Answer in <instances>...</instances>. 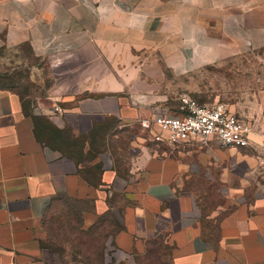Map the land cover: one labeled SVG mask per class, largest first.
I'll return each mask as SVG.
<instances>
[{"label": "crops", "instance_id": "crops-1", "mask_svg": "<svg viewBox=\"0 0 264 264\" xmlns=\"http://www.w3.org/2000/svg\"><path fill=\"white\" fill-rule=\"evenodd\" d=\"M0 45L27 48L33 60L20 69L44 89L26 114L21 96L0 86V264H55L43 220L58 193L88 206L85 229L105 212L122 224L105 247L123 252V264H136L133 252L151 236L171 247L173 264H264V193L249 202L244 187L230 185L240 163L239 186L253 173L264 179V88L249 94L247 62L264 49V0H0ZM211 67L241 73L229 87L243 91L224 104L249 126L256 152L214 148L224 163L222 214L202 215L183 188L193 174L187 162L141 148L128 175L117 174L108 129L96 134L102 149L92 159L79 165L68 153L83 136L87 153L110 118L138 126L170 110ZM95 164L91 183L79 167Z\"/></svg>", "mask_w": 264, "mask_h": 264}, {"label": "rangeland", "instance_id": "rangeland-1", "mask_svg": "<svg viewBox=\"0 0 264 264\" xmlns=\"http://www.w3.org/2000/svg\"><path fill=\"white\" fill-rule=\"evenodd\" d=\"M27 48L23 50H14L13 48H4L0 45V86H5L13 89L23 99V108L29 113H34L37 110L35 100L38 95L44 93V89L37 88L35 83L27 80V75L20 68L32 61V59L23 57L27 55ZM249 94L255 89L264 88V49L249 51ZM15 68L9 74L8 68ZM7 68V69H6ZM222 68V69H221ZM219 69L209 68L195 76L191 82L192 93H189L191 98L199 104H211L214 101L226 103L227 98L240 96L239 90L229 87L233 77L241 75V73H231L230 68ZM8 73V74H7ZM235 81V79H234ZM218 97V100L216 99ZM178 102L171 104L170 110H177ZM114 118H110L108 122L98 124L95 127L96 134L101 135L102 132L109 130L110 143L114 150V164L118 166V171L121 176H127L129 172V164L138 157L141 148H145L152 155L157 157H173L178 160L187 162L191 165L193 174L185 180L183 188L194 194L197 204L199 205L202 215L208 216L217 213V215L225 212V187L219 182L218 174L220 167L224 164L215 154V149L221 146L216 140L207 142H197L194 144H185L178 146H162L153 143L146 135L145 131L138 125L132 124L121 126ZM62 141V139H61ZM262 143V139L260 141ZM68 153H71L69 148ZM240 152L246 154H255L256 152L250 147L239 148ZM258 160V159H257ZM232 159L229 163H232ZM260 162V160H259ZM233 165V164H230ZM233 174L230 185L232 187H244L245 194L249 196V202H252L257 196L264 193V179L261 182H256V173L250 175L253 183L247 186H239V179L245 169L244 163H240L233 167ZM249 177V175H248ZM260 177V176H259ZM61 200H56L47 210L44 218V231L49 237V244L53 251L52 258L55 264H70V260L74 258L79 260L76 254L69 249L67 243L75 244L83 243L84 254H93L91 258L99 259L100 243L97 241H89L86 237L76 235L78 232L75 226H65L63 223L66 218L61 215L62 207ZM106 228L104 227L103 230ZM104 231H97L95 238L102 241ZM147 258H143V264H160L166 261L169 257L161 258L153 248ZM143 252V251H142ZM104 264H121L124 253L111 246L103 251ZM173 264V262H172Z\"/></svg>", "mask_w": 264, "mask_h": 264}, {"label": "built area", "instance_id": "built-area-1", "mask_svg": "<svg viewBox=\"0 0 264 264\" xmlns=\"http://www.w3.org/2000/svg\"><path fill=\"white\" fill-rule=\"evenodd\" d=\"M177 102L175 111H156L138 120L153 143L178 146L216 140L224 148L250 145L249 126L224 103L199 104L187 94H181Z\"/></svg>", "mask_w": 264, "mask_h": 264}, {"label": "trees", "instance_id": "trees-1", "mask_svg": "<svg viewBox=\"0 0 264 264\" xmlns=\"http://www.w3.org/2000/svg\"><path fill=\"white\" fill-rule=\"evenodd\" d=\"M31 59L33 60V58H31ZM2 76H4V75L0 74V77H2ZM9 89H11V88H9ZM23 111L26 114H30L25 108H23ZM78 139L80 141L77 143V145L70 147L71 148V154L70 155L77 161V163L79 165H80V162L84 163V161L92 159L96 153L101 152L102 147L99 146L100 139H101L100 137H96V138L93 137V139L90 142V149L87 153H84L83 148H82L86 137L85 136L78 137ZM107 151H109L111 156L114 157L113 156L114 150H113V147L110 143V138L108 141V150ZM99 169H101V166L96 165V164L91 169H84V167H81V168L79 167L80 173L91 183H94V181L88 177L87 172H89V174H90V172L95 174V173H97V171ZM113 170H115L116 173L120 175L117 165L114 164ZM93 174H91V175L94 176ZM61 199H63V201L61 202V207H62L61 215L66 218V221L63 222L65 224V226L66 227L67 226H75L78 230L77 231L78 233L76 235L84 236L91 242H93V241L99 242L100 248H101L99 259L94 260L93 258H91V256H93V254H84V252H83V243L84 242H79V243H77V245L67 243L69 246V249L71 251H73V253L76 254L77 257H79V260H76L75 258L73 260H70V264H104L103 263L104 262L103 261V255H104L103 251L106 248L105 242H106L108 237H113L115 234H117L118 232L123 230L122 224L110 212H105L104 214L99 216V218L97 219V221L94 224H92L91 226H89L88 228L85 229V228H83L82 214H83V211L88 206L81 201H78L76 199H73V198L67 196L65 193H58L57 195H55V197L52 200L51 205L56 200L58 201ZM118 200H120V198H118V195H115L114 197H112L109 200V203H114ZM125 204H126V202H125ZM43 224H44V220H43ZM43 227H44V225H43ZM104 227L106 228L105 230H103ZM97 231H101V232L104 231L102 241L99 240V238H95V233H97ZM45 241H46L47 248L49 249V251L51 253H53V251L51 249V245L49 244V237H48L47 232H45ZM153 248L155 249V252L157 254L161 255L160 256L161 258L162 257L165 258L167 256L169 257L168 259H166V261H163L160 264H172L171 247L167 243H165L164 240H162L161 238H159L157 236H151L145 240V248H144L143 252H137V251L133 252V256H134L136 264H143L142 263V256H143V258H147V256L150 253L152 254V252H154ZM64 264H67V263L65 262ZM121 264H123V262Z\"/></svg>", "mask_w": 264, "mask_h": 264}, {"label": "water", "instance_id": "water-1", "mask_svg": "<svg viewBox=\"0 0 264 264\" xmlns=\"http://www.w3.org/2000/svg\"><path fill=\"white\" fill-rule=\"evenodd\" d=\"M250 138H254L253 135H250Z\"/></svg>", "mask_w": 264, "mask_h": 264}]
</instances>
